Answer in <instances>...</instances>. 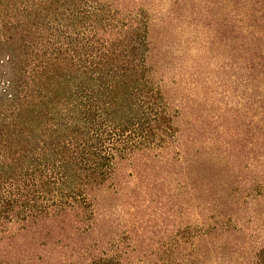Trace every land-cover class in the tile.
<instances>
[{
    "label": "trees",
    "instance_id": "obj_1",
    "mask_svg": "<svg viewBox=\"0 0 264 264\" xmlns=\"http://www.w3.org/2000/svg\"><path fill=\"white\" fill-rule=\"evenodd\" d=\"M0 264H264V0H0Z\"/></svg>",
    "mask_w": 264,
    "mask_h": 264
},
{
    "label": "rangeland",
    "instance_id": "obj_2",
    "mask_svg": "<svg viewBox=\"0 0 264 264\" xmlns=\"http://www.w3.org/2000/svg\"><path fill=\"white\" fill-rule=\"evenodd\" d=\"M156 35V33L154 34ZM177 84H175L173 82L174 78L172 76L167 77V83L168 85L171 86L172 88V92H171V96L174 99V103L176 106H178L180 108V110L182 111V116L181 118L178 120V124L182 127V129L184 130L185 128H187L189 126L188 123V112H186L185 106H186V101L185 99H183L182 97L185 95V92L187 94H189V91L185 89L184 85H182L180 83V79L177 76ZM227 85L231 84V82H226ZM220 89V88H219ZM220 92H223V94L226 92L227 93V88L223 87L220 89ZM230 95V94H229ZM232 98V97H231ZM232 104V103H230ZM184 112V114H183ZM122 172V171H121Z\"/></svg>",
    "mask_w": 264,
    "mask_h": 264
}]
</instances>
